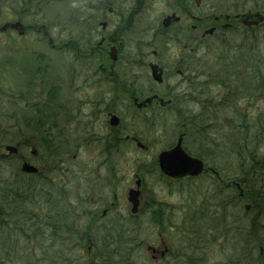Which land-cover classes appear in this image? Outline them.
<instances>
[{"label":"flooded vegetation","instance_id":"af4514ba","mask_svg":"<svg viewBox=\"0 0 264 264\" xmlns=\"http://www.w3.org/2000/svg\"><path fill=\"white\" fill-rule=\"evenodd\" d=\"M53 2L73 3L69 12L55 17L63 14L59 22L65 24L55 22L47 29L27 22L25 18L41 20L43 7ZM253 3L0 0V15L7 18L0 25V45L5 40L7 50L6 98L17 111L8 114V129L22 132L20 145L30 152L19 158L20 164L39 168L57 188L60 202L74 213L70 223L77 234L64 238L79 240L71 254L82 264H264V202H253L257 193L264 199V138L256 147L253 140H245L249 153L255 151L258 158L248 162L241 178L229 182L214 169L169 178L160 172L158 154L152 152L174 115L175 143L182 139L186 154L205 166L203 158L186 147L189 126L180 116L194 113L185 105L191 104L190 88L204 71L200 65L212 47L227 41L236 28L252 32L254 27H245L246 17L264 19V10ZM64 27L71 39L61 45L53 33ZM35 38L43 49L30 55L23 40ZM261 88L264 83H253V94L263 96ZM259 115L264 116V100L262 109L247 115V127ZM35 146L58 151L37 155L30 150ZM139 152L143 155L137 156ZM147 174L155 177L154 188L168 194L175 187L202 194L205 178L210 179L217 202L214 214H208L214 219L201 218L205 204L184 202L182 217L175 220L165 211V201L153 197L156 189L148 187ZM144 223H153L147 236L141 234ZM104 242L118 247L110 253ZM144 248L149 259L142 257L138 263L137 252Z\"/></svg>","mask_w":264,"mask_h":264},{"label":"trees","instance_id":"16d2710c","mask_svg":"<svg viewBox=\"0 0 264 264\" xmlns=\"http://www.w3.org/2000/svg\"><path fill=\"white\" fill-rule=\"evenodd\" d=\"M262 26L264 23L255 30ZM245 38L241 39L236 47L232 46V40L228 39L212 48V52L207 54L203 66L206 78L201 95L196 94L197 85L190 88V101H195L200 107L197 108V112L180 116L181 123L189 126L188 142L195 143V154L206 161L213 157V154L202 153V146L210 147L211 153H214L215 149H219L222 156L230 155V153L236 154L243 164V171L247 170L249 161H256L258 158L255 151L252 155L249 153L246 147L248 142L245 140H253V147H256L257 141L264 138L263 115H259L256 123L249 128V126L247 127L249 122L246 119L247 116L239 115L236 111L243 94L252 91L250 83H264V79L256 78L264 76L261 71V61L258 59L261 57L250 56L251 49ZM242 88L244 91L241 90ZM257 90L254 88V92ZM261 90L264 89L261 88ZM184 117H186L185 122ZM236 118L240 119L238 121L244 125H234ZM227 123H229L228 128L226 127ZM1 127L4 129L2 128L3 133L0 131V264H12L13 261L18 260V254L23 256L26 264H38L30 262L35 250L32 247L24 248L22 244L25 246L28 245L27 242L43 239L47 230L53 246L55 241L62 242V245L67 246V252H70L73 249L72 246L79 242L77 238L71 240L64 238L68 234L72 236L77 234L70 223V220L74 219V213L60 202L57 188L55 191V187L46 181L42 174L28 176L20 172L19 158L24 156L19 155L18 158L11 159L12 163L10 162L7 154L4 153L5 146L2 142L6 141V137H9L11 140L6 142L13 143L16 138L17 148L20 151L21 149L25 150L19 140L22 132L17 130L11 133L7 124ZM223 130L226 132L221 133ZM37 149L41 150L39 155L43 150H46L48 154H55L58 151L54 147H38ZM50 163L54 165V162ZM218 171L225 174L223 170ZM218 195H221L220 190ZM245 201L251 202L249 199ZM253 202L261 203L264 202V199L260 193H257L256 200ZM206 209L202 211L201 218H205L206 221L213 220L214 217L208 214L209 208ZM193 211H197V208ZM205 225L213 226V222H207ZM68 241L70 244H67ZM125 244L128 245V243ZM44 250L47 251V247ZM45 251H42V256L50 258L57 264L54 254ZM67 257L68 255L65 256L63 252L61 258L65 263L69 260ZM20 260H22L21 257Z\"/></svg>","mask_w":264,"mask_h":264},{"label":"rangeland","instance_id":"374dc122","mask_svg":"<svg viewBox=\"0 0 264 264\" xmlns=\"http://www.w3.org/2000/svg\"><path fill=\"white\" fill-rule=\"evenodd\" d=\"M87 1V0H84ZM219 1L226 2V4H229V1L227 0H216V2L219 4ZM238 2H240L241 0H236ZM253 7L257 6L259 7L261 10H264V1L262 2V5H257V1L258 0H253ZM231 3V2H230ZM63 5V6H60ZM2 6V4H1ZM73 7V3H62V4H58L57 2H53V3H46L45 6L43 7L40 19H32V18H25L27 20V22H32L33 24H37L38 26H46L47 29L48 27H53L55 22H59L60 20H62L63 18V14L60 15V18H58V20H56V16L58 12H69L71 10V8ZM248 8L252 7V6H247ZM146 17H143V20ZM6 17L4 16V14L2 13L0 15V25L4 24L6 22ZM152 21V20H149ZM66 22H62V24H65ZM60 24V22L58 23V25ZM62 24H60L62 26ZM55 27V26H54ZM55 38L56 36H60V38L58 39L57 43H61V45L66 44L70 39L71 36L69 35V28L68 27H64V29L61 28H57L56 32L53 33ZM132 30L129 33V36H127V40L129 39V37H132ZM245 34V31L242 30L241 28H236L234 31L230 32L228 34L229 39L232 40V46H238V44L240 43L241 39L245 38L246 36V40H247V44L249 45L251 51H250V56H260L261 58H258L261 62V71L264 73V26L260 27L257 30H252V32L247 33L245 36H242ZM132 40V39H131ZM1 43V41H0ZM2 45H0V125L1 126H5L6 125V119L8 117V114L10 115V113L14 112V107L11 108L10 106H8L7 104V98H6V91H7V77H8V72H7V68H6V43L5 40H3ZM23 43L26 44L28 46V50L30 53V55L32 53H38L41 52L40 49L42 48L41 44L39 43L38 39H25L23 40ZM217 46V45H214ZM213 46V47H214ZM212 47V48H213ZM43 49V48H42ZM233 50V49H232ZM38 51V52H37ZM212 49L210 50L211 53ZM256 57V56H255ZM253 59V58H252ZM213 61L215 59H212ZM257 60V59H256ZM217 61V60H216ZM215 61V62H216ZM204 63V62H203ZM196 66L200 67L201 66V70L202 68V64L199 66L198 64H196ZM200 70V71H201ZM202 73V74H201ZM199 74H201L198 78H197V82L196 85L198 87V91L196 92L197 95H201L203 89H204V83H205V78H206V74L205 71L200 72ZM15 75L18 76V78L21 77V75L18 72H15ZM242 84V83H241ZM253 83H250V86L252 87ZM19 85V84H18ZM238 86V85H237ZM249 87V86H248ZM242 91H244V88L241 89ZM258 100V104L254 105V101ZM262 100H264V95L263 96H255V94H253V91H249L248 93H244L242 98L239 101L238 107L236 109L237 114L239 113V115H251V113L258 109H262ZM17 110L21 111L22 106L19 104L15 105ZM186 108L185 110L188 109L189 112H197V108L200 106H197V103L195 101H191V104H187L185 105ZM14 110V111H13ZM17 112V111H15ZM248 116V117H249ZM247 118V117H246ZM238 118H236V122L234 123V125L236 126H240L242 125L241 122H239ZM169 121V122H168ZM170 121H173V123H170ZM167 129L161 130V135L159 138H157L156 141H154V145L152 146V152L157 155L160 151L166 150L170 145H173L176 142V137L174 135L176 126V117L173 115L171 116L167 121H166ZM229 123L226 124V127L228 128ZM244 125V124H243ZM0 126V131L1 133H3V130ZM174 126V127H173ZM173 127V128H172ZM4 129V128H3ZM15 132V131H14ZM226 131H222L221 133H225ZM7 140H11V138L6 137L5 139ZM3 141L2 144H4L3 146L9 145V146H16L17 142H16V138L14 139L15 142L10 143V142H6ZM6 142V143H5ZM186 147H189V149L191 150V152L193 151L194 153L196 152L195 149V143L192 141L187 142ZM36 150L40 153L41 150L37 149L38 146H35ZM56 150L58 148L54 147ZM211 148L208 147L206 148L205 146L201 147L202 153L205 152V154L209 155V154H213V157L209 158L208 161H206L207 165L209 167H216L218 170H223L225 172V174H222V180L226 182V180H229V176H232V178L236 177V176H240L241 174V168L243 166L241 160L239 159L240 157L236 156L235 154L233 155L232 153H230V155H220L219 153V149H215L214 153H211L209 150ZM4 152V151H3ZM27 152V151H26ZM23 149H21V151L19 152V155L25 156L26 154H29L28 152L26 153ZM5 153V152H4ZM143 155L142 152L137 153V156H141ZM149 155V154H148ZM233 155V156H232ZM42 156V155H41ZM222 156V157H221ZM10 162L11 161V158ZM206 160V159H205ZM228 160H230L229 162H227ZM243 161V160H242ZM244 163V161H243ZM149 164V163H148ZM18 166V165H17ZM98 166V163L97 165ZM235 168V169H234ZM238 169V170H237ZM246 171V169H244ZM6 169L4 170V172L6 173ZM244 171V172H245ZM229 173V176H227V173ZM151 174H147V185L149 188H154L156 185H154V183H156V179L155 177H151ZM228 177V178H227ZM206 179V178H205ZM210 184L212 185L211 180H205V189L204 192H202V194H196L197 192H192L190 194L184 193L180 190H178L176 187L172 189V192L170 194L166 193V191L162 190V189H158V188H154L156 190L155 194H153V197L157 200V201H165V211H167V214L169 213L175 220H180V218L182 217L181 215V211H182V203L184 202H193L195 204L198 203H203L205 204V208H209L208 212L210 214H214V203L217 202V195L215 193L214 190L209 189L210 188ZM179 188H182V186L180 185ZM220 196H223L222 194ZM224 197V196H223ZM190 198V201H189ZM223 199H221L222 201ZM192 204V203H191ZM196 208V207H195ZM205 210V209H204ZM214 210V211H213ZM212 214V215H213ZM153 223H144V226H142V230H141V234L143 236H147L149 235V232L153 229ZM51 233V232H50ZM126 234H128L126 232ZM50 234L49 231L47 230L45 235L43 236V239H36L30 242H27L28 245H23V247L25 248H33L35 250V254L33 255V259L32 263H38V264H53L54 262L51 261L50 258H47L46 256H42V251H45L44 248L47 247V253L50 254H54V259L56 261L57 259V264L59 263H63L64 261L61 259L60 254L62 252V249L64 245H62V242H57L55 241L54 246L52 245V241L49 238ZM167 236V235H166ZM171 237V236H170ZM177 241V240H176ZM26 243V242H23ZM125 243H127L125 241ZM104 244L107 246V250H109V252H113V250H116V248L118 247V244H108L107 242H104ZM113 245V246H112ZM145 252L146 255V249L144 248L142 251H140L139 253L137 252V262L139 263V261H141L142 257H148L145 256L143 253ZM143 254V255H142ZM20 257L22 258V260H20ZM71 261L74 262V264H82L80 260L77 259L76 255L73 256L69 262L67 264H71ZM12 264H26L25 259L23 258L22 255L18 254V260L17 261H13ZM56 264V263H54Z\"/></svg>","mask_w":264,"mask_h":264},{"label":"water","instance_id":"95a60500","mask_svg":"<svg viewBox=\"0 0 264 264\" xmlns=\"http://www.w3.org/2000/svg\"><path fill=\"white\" fill-rule=\"evenodd\" d=\"M253 19L256 20L252 23L254 26H257L263 21V18L261 17H254ZM245 21L247 22V26L250 27V20L246 17ZM5 151L9 154H16L17 148L7 146L5 147ZM158 161L162 173L171 178H181L186 175L196 176L203 170V164L200 161L192 159L188 157L186 153H184L183 149L181 148V140L178 141L176 147L171 151L161 153ZM22 171L32 174L37 173V170L28 164H24L22 166Z\"/></svg>","mask_w":264,"mask_h":264}]
</instances>
